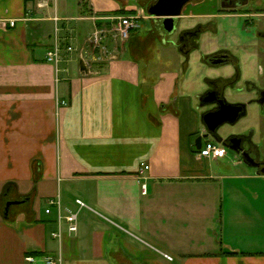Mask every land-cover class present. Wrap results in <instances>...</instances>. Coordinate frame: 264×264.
<instances>
[{
    "label": "crops",
    "instance_id": "obj_1",
    "mask_svg": "<svg viewBox=\"0 0 264 264\" xmlns=\"http://www.w3.org/2000/svg\"><path fill=\"white\" fill-rule=\"evenodd\" d=\"M40 1L0 0V264H264V238L234 241L264 233L255 223L264 221L260 196L235 181L257 188L264 177L216 173L211 163L226 156L199 157L204 125L192 94L172 71L138 62L159 44L174 51L162 20L140 19L130 39H110L104 53L91 34L117 11L141 14L137 0L111 12L94 0ZM85 21L93 23L86 33L71 27ZM56 44L57 67L46 59ZM53 198L61 221L58 208L46 213ZM76 200L90 209L71 233ZM11 201L24 203L6 213Z\"/></svg>",
    "mask_w": 264,
    "mask_h": 264
},
{
    "label": "flooded vegetation",
    "instance_id": "obj_2",
    "mask_svg": "<svg viewBox=\"0 0 264 264\" xmlns=\"http://www.w3.org/2000/svg\"><path fill=\"white\" fill-rule=\"evenodd\" d=\"M137 1L141 19L159 18L163 25L165 17L152 16L149 10L157 5L168 10L165 2ZM164 32L168 45L184 56L186 64L197 57L212 74L221 71L204 76L197 107L201 120L223 111L219 120L234 123L223 124L213 135L203 126L194 144L202 136V145L206 141L220 145L235 155L236 164L264 177V0H189L174 17V30ZM229 105H236V115ZM224 128L231 131L221 134Z\"/></svg>",
    "mask_w": 264,
    "mask_h": 264
},
{
    "label": "rangeland",
    "instance_id": "obj_3",
    "mask_svg": "<svg viewBox=\"0 0 264 264\" xmlns=\"http://www.w3.org/2000/svg\"><path fill=\"white\" fill-rule=\"evenodd\" d=\"M130 4L129 5H134L135 4V0H129ZM95 4L99 6H102L107 9L106 11L111 12V11H115L117 9L120 8V6L123 5V0H110V1H106V0H94ZM185 24H187L188 22L185 20L184 21ZM141 24V23H140ZM188 25V24H187ZM92 26L93 23L91 21H85V22H81V23H72L71 27L76 29V31L79 32H83L86 33L87 30H92ZM143 26V24L141 25ZM143 29L141 30V34L143 35ZM145 35V34H144ZM68 42H63L61 44V47L63 49H66L68 46ZM72 46L75 49H78V46H76L75 43H71ZM78 51V50H76ZM74 58L76 59V61H79V57L77 56V54L74 52L73 53ZM181 60H184V58L180 55H178V53H175L172 50H166L164 48L161 47V45L159 44L157 48H152L150 50V53L146 58L143 59H138V62L141 66V68H146V67H155L156 69L159 70H163V71H172V73L177 75L178 80L181 82L182 85H184L188 91V93L192 94V96L194 97V105L196 107V111L200 114V110L197 107V96L203 92V90L205 89V84H204V76L208 75V73H210L212 76L213 75H219V73L221 72L220 70L217 72H214L212 74V72L209 71V68L202 65L200 60L197 59V57H193V59L190 61L189 68H183V66L181 65ZM201 115V114H200ZM202 121V120H201ZM242 125V124H241ZM231 129L230 128H224L221 130V134H226L228 132H230ZM236 157L233 153L231 152H227V156L224 160H221L219 162L213 161L212 164V169L214 171H216V173H221L226 175L227 177H231V176H240L243 174H253V170L243 166V165H236ZM261 181H258L257 184V188L252 187L250 181H235V184L242 189V191L245 194H250L249 190L252 189L254 191V194L260 196V202H258L257 207L259 211H264V184L262 185V183H260ZM227 186L229 184H233L232 182H228L226 181ZM260 184V185H259ZM234 185V184H233ZM255 185V184H254ZM262 185V187H261ZM230 195L227 194V198ZM259 222V223H258ZM258 222H255L257 224L260 225V227L263 226L262 222H264L263 220H261V218L259 219ZM261 223V224H260ZM264 233H258L256 236L255 235H244V236H235L234 237V241L238 244H242V245H246L248 242H250L251 240L254 242H258L262 241L260 240L263 237ZM257 239V240H256Z\"/></svg>",
    "mask_w": 264,
    "mask_h": 264
},
{
    "label": "built area",
    "instance_id": "obj_4",
    "mask_svg": "<svg viewBox=\"0 0 264 264\" xmlns=\"http://www.w3.org/2000/svg\"><path fill=\"white\" fill-rule=\"evenodd\" d=\"M48 6L47 0H42L38 3L39 8H44ZM141 19L140 13L135 14H128V15H119V16H113L109 18L111 25L110 27H96L93 33L90 36L89 43L91 46L95 48H99L104 53H108V47H107V41L110 39L120 40V41H127L130 39L132 32L134 30L139 29V20ZM56 20H58L56 18ZM9 25L11 27L16 26V21L12 20L9 22ZM73 48L69 47L68 51H72ZM47 62L50 64L55 65L56 67L60 64L62 60V50L58 44H56L51 50L47 52L46 56ZM198 155L200 158L203 159H220L227 156V151L222 148L220 145L212 142V141H206L204 145L202 146V149L198 151ZM149 166L143 164L142 165V171L149 170ZM143 194H147V185H142ZM76 205L78 207L77 211H73L68 209L67 210V216L66 221L69 224V232L75 233L78 231V217L79 213L83 209H90L89 206L82 200H76ZM47 209L46 213L51 214L52 208L56 207L59 210V220H62V214H61V200L60 198H53L49 199L47 201ZM54 238L61 239L62 238V232L61 230L53 234ZM165 258L168 260H172V257L165 255ZM28 262H33L34 258L28 257L26 259ZM46 264H63V260L61 257L59 258H47Z\"/></svg>",
    "mask_w": 264,
    "mask_h": 264
},
{
    "label": "water",
    "instance_id": "obj_5",
    "mask_svg": "<svg viewBox=\"0 0 264 264\" xmlns=\"http://www.w3.org/2000/svg\"><path fill=\"white\" fill-rule=\"evenodd\" d=\"M163 2H165V6L167 8H169L168 10H160L159 9V5L154 6L153 8H151L149 10V14L152 16H156V17H165L164 20V28L167 32L171 33L174 30V17H177L181 14V9L184 6L185 3H187V1L189 0H162ZM176 1H178L177 3V8L176 9H171L172 7H174V5L176 4ZM165 7V8H166ZM80 66H81V70L82 71H88L85 65V62L82 60L80 62ZM230 107V112H232L234 115L237 114L238 109L236 108V105H229ZM224 114L223 111H219L216 113H209L207 115H203L202 116V123L205 126V128L207 129L209 134H212L217 131L223 124L225 123H234V120L232 121H228V120H219V118L222 117V115ZM214 138L219 140L215 135ZM202 136L198 137L196 142H195V148L197 151L202 149ZM24 203L23 201H17V202H8L7 203V207H6V213L9 212L11 206L13 205H18Z\"/></svg>",
    "mask_w": 264,
    "mask_h": 264
},
{
    "label": "trees",
    "instance_id": "obj_6",
    "mask_svg": "<svg viewBox=\"0 0 264 264\" xmlns=\"http://www.w3.org/2000/svg\"><path fill=\"white\" fill-rule=\"evenodd\" d=\"M136 11H126V10H120V11H117V14H120V15H128V14H134ZM236 253H229L228 255H235ZM245 255H251V254H245Z\"/></svg>",
    "mask_w": 264,
    "mask_h": 264
}]
</instances>
